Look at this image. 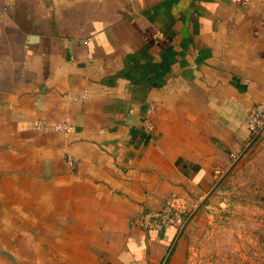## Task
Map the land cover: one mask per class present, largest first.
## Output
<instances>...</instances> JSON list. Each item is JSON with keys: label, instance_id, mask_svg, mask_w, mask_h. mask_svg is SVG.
<instances>
[{"label": "crops", "instance_id": "crops-1", "mask_svg": "<svg viewBox=\"0 0 264 264\" xmlns=\"http://www.w3.org/2000/svg\"><path fill=\"white\" fill-rule=\"evenodd\" d=\"M258 102L264 0H0V264H179Z\"/></svg>", "mask_w": 264, "mask_h": 264}, {"label": "rangeland", "instance_id": "rangeland-1", "mask_svg": "<svg viewBox=\"0 0 264 264\" xmlns=\"http://www.w3.org/2000/svg\"><path fill=\"white\" fill-rule=\"evenodd\" d=\"M180 229L179 264H264V130Z\"/></svg>", "mask_w": 264, "mask_h": 264}, {"label": "built area", "instance_id": "built-area-1", "mask_svg": "<svg viewBox=\"0 0 264 264\" xmlns=\"http://www.w3.org/2000/svg\"><path fill=\"white\" fill-rule=\"evenodd\" d=\"M150 110L152 111V108ZM245 124L251 131V144V142L261 135L264 130V102H258L252 106L251 111L246 118ZM52 129L58 133L68 136L75 132V125L66 121L54 125ZM143 129L146 135L152 137L155 126L151 119L146 118L144 120ZM70 162L73 163L72 159H70ZM144 223L155 225L173 223L181 226L184 223V216L177 214L176 211L173 210L172 205L169 204V206L162 211H148L144 217Z\"/></svg>", "mask_w": 264, "mask_h": 264}]
</instances>
